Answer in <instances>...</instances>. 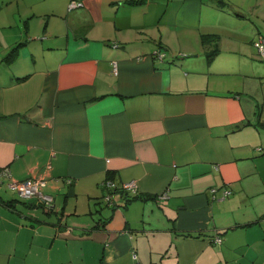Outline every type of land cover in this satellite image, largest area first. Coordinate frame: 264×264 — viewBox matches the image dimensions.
Segmentation results:
<instances>
[{
  "label": "crops",
  "instance_id": "1",
  "mask_svg": "<svg viewBox=\"0 0 264 264\" xmlns=\"http://www.w3.org/2000/svg\"><path fill=\"white\" fill-rule=\"evenodd\" d=\"M70 1L42 13L64 23L43 36L0 19L19 28L3 48L24 42L0 66V257L61 264L55 247L95 245L103 264H264V0ZM10 175L46 178L52 204Z\"/></svg>",
  "mask_w": 264,
  "mask_h": 264
},
{
  "label": "rangeland",
  "instance_id": "2",
  "mask_svg": "<svg viewBox=\"0 0 264 264\" xmlns=\"http://www.w3.org/2000/svg\"><path fill=\"white\" fill-rule=\"evenodd\" d=\"M57 0H0V8L1 10V14H0V19L3 18L4 20L8 21L10 20L9 17H11V15H9L10 13H15L16 15V21L19 20L20 22V28L22 29V31L24 33L26 32H30V34H34L36 32V34L38 36H43L44 34H46L45 32H43V28L44 25L47 21L48 23V17L50 18V26L47 28V30H51L52 26H57L58 23L61 24V26H63V22H62V17L60 16H52L48 14H42L44 12H51L52 8H53V4L58 3L56 2ZM73 7H76L75 5H73ZM21 13V15H20ZM2 15V16H1ZM2 23V21L0 20V24ZM16 27V28H15ZM7 30H4L3 28L0 29V37H8L10 36L14 31H19V28L16 26H13L14 30H10L11 28L8 27L6 28ZM55 34V33H54ZM55 35H54V39H52L53 41L51 42H57L55 41ZM49 44H51L48 40L44 39V45L47 47ZM57 45V43H54ZM29 47V46H28ZM13 47H7V48H3V45L0 43V62L3 58H8L6 57L10 50ZM50 53L54 54L55 51L57 49L55 48H49ZM49 55L48 53L46 54V56ZM13 55H10L9 57H11ZM260 59H262L261 61L264 62V57L263 56H259ZM7 60V59H6ZM12 62V61H10ZM12 63H8V62H3L0 63V66H2L3 64H5L6 67H9L10 64ZM260 81L263 83L264 80V73L261 72L260 73V77H259ZM260 95H258V100H256V104H257V110L260 109V112L262 111V107L264 106L263 103V94H264V86L261 88L260 91ZM258 101V102H257ZM263 105V106H262ZM264 111V108H263ZM253 123V121H252ZM261 126V125H260ZM7 180H6V184H7ZM8 186V185H7ZM12 192V191H11ZM30 198H35L33 200H35L37 202L38 198L37 197H30ZM41 211H43V209H41ZM42 213V212H41ZM48 215V214H45ZM235 234H230L228 237L231 238L232 241L235 240ZM43 237L45 239H47V243L44 245V247H46L50 242H51V238L46 234H42L39 235V238ZM38 243H40V246H43L40 239H38L37 241ZM39 246V248H40ZM92 247V253L90 252H86V255L84 257V254L82 252H80L79 247L78 248H74V249H69L67 246L62 245L60 248L55 247L53 250V257L55 258V260H60L62 263L61 264H66V262H63L64 260L69 259L70 257L76 261H79V259L81 260H85V264H88L86 262H90L89 264H103L102 263V256L103 254L99 255V253H97V248L95 245H91ZM41 253L43 254V250L40 248ZM24 260V259H23ZM63 260V261H62ZM56 263V262H54ZM0 264H8V262L6 261V263L4 262V259L0 257Z\"/></svg>",
  "mask_w": 264,
  "mask_h": 264
},
{
  "label": "built area",
  "instance_id": "3",
  "mask_svg": "<svg viewBox=\"0 0 264 264\" xmlns=\"http://www.w3.org/2000/svg\"><path fill=\"white\" fill-rule=\"evenodd\" d=\"M255 45H257L258 48L264 52V39L263 38L256 40ZM161 55H163V53ZM113 66H114V70L117 71L118 69L117 61L113 62ZM5 174L9 175L8 169L6 168L0 169V183L2 180V176H4ZM104 183L107 187H111V188L114 187L115 185V181L111 179H108ZM46 184H47V179L44 177H33V178H29V179L22 180V181L14 180L13 178H11L9 182V186L12 189H15L21 197L25 199H28L30 197H37L38 199H40L39 200L40 202H43V204H45L46 206H50L54 200V196L53 194L49 192H45L44 187L46 186ZM123 186L127 189L136 190L137 182L134 180L123 182ZM211 191L215 193L217 191V188L212 187ZM230 192L231 190L229 188L224 189L223 197L230 194ZM106 197L110 199L111 193H108ZM162 197H167V193L164 192L158 196V198H162ZM220 241H221V238L217 237V242H220Z\"/></svg>",
  "mask_w": 264,
  "mask_h": 264
},
{
  "label": "trees",
  "instance_id": "4",
  "mask_svg": "<svg viewBox=\"0 0 264 264\" xmlns=\"http://www.w3.org/2000/svg\"><path fill=\"white\" fill-rule=\"evenodd\" d=\"M140 1H143V0H139V2ZM129 2H132V1H130L129 0ZM74 3V4H73ZM219 4H225V2H218ZM223 4V5H224ZM73 5H75V6H79V5H82V1L81 0H71L70 1V3H69V7H73ZM47 21H46V23H45V25H44V29L47 27ZM209 36H211L213 39L215 38L214 36H212V34H208L207 36L205 35V37H204V39L205 40H207V39H211V38H209ZM260 38H263L264 39V37H262V36H260V37H258V39H260ZM258 39H256V40H258ZM256 40L254 41V44H255V42H256ZM22 43H24L23 41L22 42H18L17 43V45H15L11 50H10V52H9V54L6 56V57H8V58H6L8 61H11V60H13L16 56H17V54H18V52H19V49H20V46L22 45ZM257 48H258V46L257 45H255ZM217 51H218V49L217 48H214L212 51H210V52H208L207 53V57H208V59L210 60V59H212V57L213 56H215V54L217 53ZM258 51H259V53L264 57V52L262 51V50H260L259 48H258ZM159 54H164V52H160V51H157ZM10 55H13V56H11V57H9ZM161 57H162V55H161ZM26 76H19L17 79H23V78H25ZM260 123V125L261 126H264V121H260L259 122ZM259 123H257L258 125H259ZM246 124H248V123H246ZM3 168H5V167H0V169H3ZM6 169H8L7 167H6ZM9 172H10V170H8ZM5 175H8V174H5ZM11 178H13L14 180H26V179H29V178H33V176H31V177H27V178H23V179H20V178H18V177H16V176H11L7 181V185H8V187L9 188H11L10 186H9V182H10V179ZM108 179H111V180H113L112 178H107L106 177V179H103V181H102V184H103V186H105V187H107L106 185H105V181H107ZM70 180V179H69ZM114 181V180H113ZM4 182V178L1 180V183H0V185L2 184ZM118 184L115 182V185H114V187H107L108 188V190H110V189H112L111 191H112V193H111V196L112 195H114V198L113 197H111L110 199H109V202H114V200L116 201V199H115V193H116V189H118L117 186ZM122 189H126V190H128V192H127V194H122L121 195V202L123 203V202H125V200L127 201V200H130V199H133V198H136V197H138V195L139 194H131V195H129V193L130 192H135L136 190H133V189H127V188H125L124 186H123V184L120 186ZM15 190V189H14ZM44 190H45V187H44ZM130 191V192H129ZM45 192H47V191H45ZM50 193V192H49ZM160 195V194H159ZM158 195V196H159ZM158 196H157V198H158ZM105 197V194H104V196H103V198ZM144 197V196H143ZM23 198V197H22ZM114 200H113V199ZM145 198V197H144ZM105 199V198H104ZM40 200V199H39ZM40 203V202H39ZM115 203V202H114ZM41 204H43V202H41ZM43 205H45V204H43ZM221 233V232H220ZM219 233V234H220ZM217 237H220V235H217L216 237H215V241L217 242ZM221 238V237H220ZM221 242V241H220ZM220 242H218V243H220Z\"/></svg>",
  "mask_w": 264,
  "mask_h": 264
}]
</instances>
